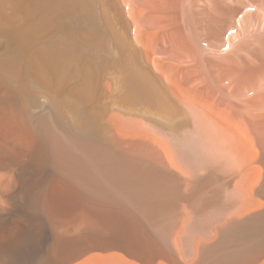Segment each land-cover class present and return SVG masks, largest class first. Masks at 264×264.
<instances>
[{"label": "bare ground", "instance_id": "obj_1", "mask_svg": "<svg viewBox=\"0 0 264 264\" xmlns=\"http://www.w3.org/2000/svg\"><path fill=\"white\" fill-rule=\"evenodd\" d=\"M0 264H264V0H0Z\"/></svg>", "mask_w": 264, "mask_h": 264}, {"label": "rangeland", "instance_id": "obj_2", "mask_svg": "<svg viewBox=\"0 0 264 264\" xmlns=\"http://www.w3.org/2000/svg\"><path fill=\"white\" fill-rule=\"evenodd\" d=\"M187 145V144H186ZM202 156V155H201ZM205 156V155H204ZM92 174V176L93 177H97V178H104L105 176L106 177H109L110 175H105V174H101V173H91ZM111 177V176H110ZM183 188V187H182ZM184 188H186V187H184ZM183 188V189H184ZM182 190V189H181ZM186 200V199H185ZM185 200H182V202L181 203H179L178 205H179V209L180 210H177V213H178V218H179V220H178V218H176V216L175 217H172V219L170 218V220H172V221H175L174 222V225H173V227L171 228V233H168L169 235V239H168V242H167V244H168V246L170 247V249L171 250H173V251H175V252H177V247H176V241H177V235L179 234V232L180 231H182L183 229H182V227H183V224H185L187 221H190L189 219H187L188 217H184V218H180L182 215V213L180 214V212L184 209L183 207H185L186 205H187V203H188V201H186L185 202ZM184 205V206H183ZM183 208V209H182ZM180 211V212H179ZM179 215H180V217H179ZM183 217V216H182ZM190 218V217H189ZM193 218H191V220H192ZM199 220H201V221H203L204 219L203 218H201V219H199ZM221 220H219V222L217 223L216 222V224L215 223H209L208 224V227H209V225L210 226H214V224H215V226H214V228H212L211 229V232H214V233H217V234H219V232H220V230H219V228L218 227H220L222 224H224V223H222V222H220ZM221 223V224H220ZM204 226H206L207 227V224L206 223H204L203 224ZM177 226V227H176ZM212 226V227H213ZM173 228H174V230H173ZM206 229V228H205ZM205 230H200V231H198L197 232V236H196V239H194V245H195V242L196 241H199V240H207L208 238L206 237L207 236V232L208 231H210V229H208L206 232H204ZM201 232H203V234L201 233ZM178 233V234H177ZM171 234V235H170ZM153 235H154V237H155V239H156V236H155V234L153 233ZM156 235H158V234H156ZM161 235V234H160ZM172 238V239H171ZM157 240V239H156ZM158 241L161 243V240L160 239H158ZM200 247V246H199ZM198 249V248H197ZM194 250L196 251V249L194 248ZM200 248L197 250L198 252H200Z\"/></svg>", "mask_w": 264, "mask_h": 264}, {"label": "crops", "instance_id": "obj_3", "mask_svg": "<svg viewBox=\"0 0 264 264\" xmlns=\"http://www.w3.org/2000/svg\"><path fill=\"white\" fill-rule=\"evenodd\" d=\"M173 190V189H172ZM173 192H174V190H173ZM176 192H178V190H176ZM176 210V209H175ZM175 210H173L174 211V213H173V215L171 216V217H175L176 216V211ZM175 214V215H174ZM170 217V218H171ZM155 234V236H156V239L158 240V239H161V243L162 244H165L166 242H168V239H169V236H167V234H166V236H167V238H164L163 236H160V232L159 233H154ZM156 234H158V235H156ZM169 235V234H168ZM167 239V241H164V240H166ZM163 241H164V243H163ZM167 244V243H166ZM168 246V245H167ZM168 248H170L169 246H168Z\"/></svg>", "mask_w": 264, "mask_h": 264}]
</instances>
